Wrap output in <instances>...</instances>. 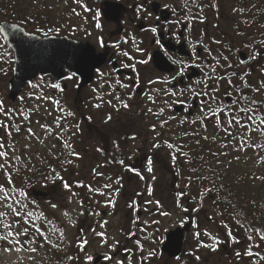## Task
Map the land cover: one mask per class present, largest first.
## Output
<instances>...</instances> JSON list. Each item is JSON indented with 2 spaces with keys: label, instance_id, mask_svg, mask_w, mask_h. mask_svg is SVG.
I'll list each match as a JSON object with an SVG mask.
<instances>
[{
  "label": "flooded vegetation",
  "instance_id": "af4514ba",
  "mask_svg": "<svg viewBox=\"0 0 264 264\" xmlns=\"http://www.w3.org/2000/svg\"><path fill=\"white\" fill-rule=\"evenodd\" d=\"M103 1L79 4L89 13L80 30L94 32L103 56L91 82L78 88L70 73L55 81L63 103L80 110L72 108L69 131L58 135L62 157L57 148L43 161L44 169L70 172L68 183L50 188L76 185L70 161L80 144L90 193L97 172L117 173L118 241L112 255L93 254L100 263L264 264V0H111L117 18ZM233 116L243 127L228 123ZM150 198L161 206L149 208ZM162 213L171 225L150 236ZM190 215L198 253L189 246ZM177 227L183 239L171 255L161 246Z\"/></svg>",
  "mask_w": 264,
  "mask_h": 264
},
{
  "label": "rangeland",
  "instance_id": "374dc122",
  "mask_svg": "<svg viewBox=\"0 0 264 264\" xmlns=\"http://www.w3.org/2000/svg\"><path fill=\"white\" fill-rule=\"evenodd\" d=\"M1 1L11 3L14 0ZM80 1L87 2V0ZM20 4L23 8L22 11H18V8L15 10L14 5L11 7L5 5L4 9L8 11L0 13V19L15 18V12L20 16L31 15V17L35 14H41L43 19L49 20L46 28L53 34H66L94 44V32L91 35L85 29L80 30L89 18V13L80 7L79 4L81 3L74 0H20ZM68 17L70 18L68 19ZM32 24L34 26L26 27L27 30L32 31L38 27L36 23ZM9 77L10 75H3L0 78V101L3 102L5 111L14 105L19 106L23 103L29 114L23 115L25 113L23 108L21 115L24 117H21L20 121H26L27 124L26 130L21 134L22 142L26 145L23 154L11 149L12 147L5 148L3 146L0 148V152L7 154L0 156V165H3V168H0V184H4V178L8 174H14L19 167L26 166L29 168L32 164L42 166L46 157L44 154L49 152V149H56L58 134L69 129L71 109L80 110L77 107L71 108L65 105L63 101L66 93L61 91L59 84L46 76L36 78L23 91L20 101H14L8 105ZM54 85H59V87H54ZM0 123L9 126L11 124L8 120L3 121L1 119ZM4 128L0 127L1 134ZM13 130H16L15 127ZM80 145L70 164L72 168L77 169L78 178L82 177L83 183H85L90 179L86 169L88 163L86 155L88 153L80 149ZM91 155L93 154L91 153ZM30 159H32V164L28 163ZM46 159H50V157H46ZM63 174L69 175L67 172ZM97 174L99 175V182H96V189L91 193L90 191L93 189L88 185L84 189L73 186L66 188L64 185H59L50 191L51 197L25 200L24 210L18 209V201L16 200L18 194L14 195L11 189L5 187L10 198L4 200V193L0 192V211L6 213L3 218H0V236L7 235L9 231L20 234L10 236L8 240L0 239V264H92L93 254L100 249L106 250L109 255H112L118 241L119 203L116 200L118 198L117 183H119V177L117 173L105 171H99ZM69 178L61 177L59 183H68L63 180H69ZM75 178L76 175H74ZM50 180V178L46 179L40 186H28L27 190L31 187L47 188L52 184ZM27 194L30 195L29 190ZM9 204L21 212L23 222L19 224L14 222L20 220V217H14L7 207ZM192 205L195 206V204ZM152 206L158 209V206L161 205L150 198L149 208ZM101 210H104L105 213L102 214ZM192 213H194L193 210ZM190 220L192 223L189 228V246L194 253H198L199 247L196 236L199 225L197 216L190 215ZM154 223L156 226L150 230V236L156 234L158 229L171 225L167 215L160 217ZM5 224L11 227L6 228L4 227ZM24 228H27L26 235ZM73 241H79L77 250H75L78 255L76 261L72 260L71 253L73 251L70 253ZM206 245H209V242ZM206 247L210 249V247ZM32 249L36 250L32 251ZM89 257L91 260L88 259ZM126 260L128 261L127 258ZM159 262L166 261L160 259ZM227 263L230 261L222 259L219 264ZM110 264H123V259L114 257ZM190 264H199V262L193 259Z\"/></svg>",
  "mask_w": 264,
  "mask_h": 264
},
{
  "label": "water",
  "instance_id": "95a60500",
  "mask_svg": "<svg viewBox=\"0 0 264 264\" xmlns=\"http://www.w3.org/2000/svg\"><path fill=\"white\" fill-rule=\"evenodd\" d=\"M104 11L113 18L119 14V4L104 0ZM0 35L13 53L12 74L8 80V99L14 101L24 85L37 75H51L58 80L65 71L80 79V86L91 81L93 70L102 62L103 56L95 53L87 41H79L66 35L41 36L27 31L22 25L7 20L0 21ZM35 197H44L47 192L32 189ZM183 239L181 228L165 234L161 246L168 254H178ZM102 258L98 255L93 262ZM105 264V263H100Z\"/></svg>",
  "mask_w": 264,
  "mask_h": 264
},
{
  "label": "trees",
  "instance_id": "16d2710c",
  "mask_svg": "<svg viewBox=\"0 0 264 264\" xmlns=\"http://www.w3.org/2000/svg\"><path fill=\"white\" fill-rule=\"evenodd\" d=\"M10 4L14 5V8H18V11H22V6L20 4V0H14L11 3L6 1L0 2V13H6L8 10L4 9L5 5L8 6ZM90 4V2L87 3V6ZM11 7V5H10ZM5 11V12H4ZM13 16V15H12ZM15 18H8L13 21L19 22L20 24L25 25L26 27L31 28L34 26L32 23H36L38 27L32 31H36V33H39L41 35L47 33H52L50 30L46 29L48 19H43L41 14H35L31 17V15L28 16H20V14L15 12ZM24 18V19H22ZM34 27V28H35ZM11 63H12V53L10 48L7 46V44L4 42L2 37L0 36V78L3 77V75H10L11 73ZM34 81V80H33ZM33 81L27 83L24 86V89L20 92V94L16 98V102L20 101L22 98V93L25 91L28 86L33 83ZM12 102L7 101L8 105H11ZM25 109V113L23 115L29 114V112L26 110L25 105L22 103L19 106H13L11 109H8V111H5L7 115L4 113H0V119L3 121L8 120L11 122L10 126L7 125L6 128H4L2 131L3 133H0V144H3L5 148H11L14 150H17L20 154H23L26 145L23 144L21 139V134L23 131L26 130L27 124L26 121H20L22 116L21 112ZM13 127H15L16 130H13ZM18 129V130H17ZM63 151L60 149V154L62 156ZM50 155V153H48ZM97 155L101 158L100 153H97ZM51 156V155H50ZM86 155V160H87ZM32 162V159L28 160V163L30 164ZM32 164V163H31ZM39 164H32L27 168L26 166L19 167L14 174H8L7 177L4 178V184L5 187H8L11 189L16 196V200L18 201L17 206L18 209L24 210L25 209V200L28 198H32L30 195L27 194L28 186H40L41 183L44 181V175L47 173L46 169L38 166ZM34 166H38L37 168ZM34 167V168H33ZM40 170V171H39ZM34 171V172H32ZM11 180L12 182L9 184L7 181ZM82 177L78 178V188L84 189L85 184L83 183ZM30 191V190H29ZM33 199V198H32ZM82 225H84L82 223ZM85 226V225H84ZM80 229V228H79ZM79 236L81 237L80 230H79Z\"/></svg>",
  "mask_w": 264,
  "mask_h": 264
},
{
  "label": "snow or ice",
  "instance_id": "6c2138e0",
  "mask_svg": "<svg viewBox=\"0 0 264 264\" xmlns=\"http://www.w3.org/2000/svg\"><path fill=\"white\" fill-rule=\"evenodd\" d=\"M76 2L79 3L80 0H76ZM142 8H143L142 5L138 6V7H137V11H141ZM85 10H87V9H85ZM96 27L99 28V27H100V24L97 23V24H96ZM152 31L155 32L156 29L153 28ZM45 35H47V33H45ZM101 46H103V41H101ZM137 50H138V51H142L141 49H137ZM124 55H125V56H128V53H127V52H124ZM253 59H255V56H253ZM139 62L142 63V64H146V63H148L147 60H141V61H139ZM241 63H243V61H241ZM125 66L127 67L128 65H125ZM124 86L127 87V85H124ZM54 87H59V85H54ZM256 90L259 91V89H256ZM204 95H207V94L205 93ZM233 103H235V101H234ZM253 103H255V101H253ZM124 106H125V107H128L127 104H125ZM97 107H99V105H97ZM0 113H4L5 115H7V113L5 112V109H4V106H3V102H2V101H0ZM246 118H247L248 120H252V119H253V117H252L251 115H248ZM233 121H235V123H236L237 125H241L240 120L237 119L235 116H233V120H232V121H228V123L231 124ZM261 122L264 123V120H261ZM0 127H5V128H6L7 125L0 123ZM241 127H243V125H241ZM17 130H18V129H17ZM29 131H31V130H29ZM229 135H231V134L229 133ZM2 147H3V144H0V148H2ZM5 155H7V154H6V153H3V152H0V156H5ZM121 163H123V161H121ZM0 168H3V165H0ZM149 170H151V169H149ZM11 182H12L11 180L7 181V183H9V184H10ZM64 186H65L66 188L68 187L67 184H65ZM0 192H3V193H4V196H3V199H4V200H8V199L10 198V195H9V193L6 191V188H5V185H4V184H0ZM7 207L11 210V213L14 215V217H20V220H15V221H14L15 223H18V224H19V223L23 222V217L21 216V212H20L18 209L12 207L11 204L7 205ZM53 207H56V205H53ZM162 214H163V215H168V213H162ZM5 215H6L5 212L0 211V218H3ZM4 227H6V228H10L11 226L8 225V224H5ZM19 234H20L19 232L13 233V232L9 231V232L7 233V235H5V236H0V239L8 240V238H9L10 236H12V235H19ZM24 234H25V235L27 234V228H24ZM198 235H199V234H197V236H198ZM228 235H229V237H231L233 240H235V237H232L231 232H229ZM248 239H251V237H248ZM260 240H261V241H264V234H261V235H260ZM17 243H18V241H17ZM35 250H36V249H32V251H35ZM246 254H247V255H251L250 252H248V253H246ZM150 255H151V253H150ZM239 255H241V253L237 252V256H239ZM108 258H109V257H106V259H108ZM88 259L91 260V257H89Z\"/></svg>",
  "mask_w": 264,
  "mask_h": 264
}]
</instances>
